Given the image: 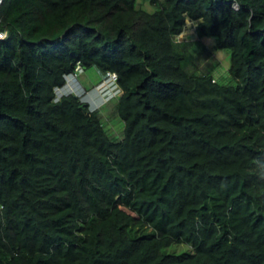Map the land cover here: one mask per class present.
Masks as SVG:
<instances>
[{"label": "trees", "instance_id": "trees-1", "mask_svg": "<svg viewBox=\"0 0 264 264\" xmlns=\"http://www.w3.org/2000/svg\"><path fill=\"white\" fill-rule=\"evenodd\" d=\"M6 30L0 264H264V0H3ZM78 63L117 73L122 138L56 100Z\"/></svg>", "mask_w": 264, "mask_h": 264}, {"label": "rangeland", "instance_id": "rangeland-1", "mask_svg": "<svg viewBox=\"0 0 264 264\" xmlns=\"http://www.w3.org/2000/svg\"><path fill=\"white\" fill-rule=\"evenodd\" d=\"M142 7L147 10L153 11L154 8L149 3H140ZM188 37V39H196L197 34L195 32V23L193 21H188L184 32L180 35V38ZM203 43L207 46V49L199 51V58L192 61V67L198 69H205L212 72L221 82L229 81L228 68L231 65L230 52L227 50H216L214 45L216 43L215 38L203 37ZM199 66V68L197 67ZM200 72V71H199ZM74 78V77H73ZM101 75L95 67L86 68L83 73L77 76V82L73 81L68 84V89H71L77 95L84 98H88L92 103L100 105L103 103V99L95 95L96 90L91 91L100 82ZM117 99L110 100L107 104L106 111L103 112V119L106 122L107 130L109 134L115 138L120 139L124 133V122L117 114L114 113L115 104ZM170 251L182 253L188 251V246L185 244H173Z\"/></svg>", "mask_w": 264, "mask_h": 264}, {"label": "clouds", "instance_id": "clouds-1", "mask_svg": "<svg viewBox=\"0 0 264 264\" xmlns=\"http://www.w3.org/2000/svg\"><path fill=\"white\" fill-rule=\"evenodd\" d=\"M77 65H76V67H77ZM84 70L85 69L83 67V72H84ZM75 72H76V68H75V71L74 72L69 73L67 75V78H66L67 79V82H66V84L64 86L56 89V94H57L56 100L58 98L62 97L63 95L71 94V93L74 94V95H76V96H80V95H77V93H75L71 89H68V87H66V86H68V84H70L73 81L77 82V76L79 74H81V73L77 74L74 77ZM111 74H116L117 75V73H108L107 75L103 76L101 78L100 82L95 86V88L91 90V91L96 90L97 93H95V95H98V96H100L103 99V103L100 104L99 106L93 103L92 104L93 105L92 106L93 109L98 108V107H100L103 104H106L108 101H110L113 98L117 97L121 93L122 90H121V88L118 85V78L119 77L117 79L113 80L110 77ZM80 97H82V96H80ZM82 98H84V97H82Z\"/></svg>", "mask_w": 264, "mask_h": 264}, {"label": "built area", "instance_id": "built-area-1", "mask_svg": "<svg viewBox=\"0 0 264 264\" xmlns=\"http://www.w3.org/2000/svg\"><path fill=\"white\" fill-rule=\"evenodd\" d=\"M2 1H0V6H1ZM234 8L238 9L239 6L237 3L234 4ZM7 36V30L6 31H0V39H4ZM83 72V67L81 64L78 63L77 67H76V72L74 74V77ZM110 77L115 80L118 78V76L116 74H111ZM101 89V88H100Z\"/></svg>", "mask_w": 264, "mask_h": 264}, {"label": "water", "instance_id": "water-1", "mask_svg": "<svg viewBox=\"0 0 264 264\" xmlns=\"http://www.w3.org/2000/svg\"><path fill=\"white\" fill-rule=\"evenodd\" d=\"M0 1H3V0H0Z\"/></svg>", "mask_w": 264, "mask_h": 264}]
</instances>
